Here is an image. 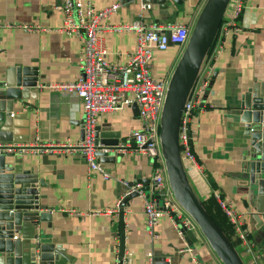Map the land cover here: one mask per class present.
Masks as SVG:
<instances>
[{"label": "crops", "instance_id": "obj_1", "mask_svg": "<svg viewBox=\"0 0 264 264\" xmlns=\"http://www.w3.org/2000/svg\"><path fill=\"white\" fill-rule=\"evenodd\" d=\"M95 9L119 3L117 11L101 20L103 26H118L141 19L147 25L161 27L179 23L191 30L206 0H81ZM61 0H0V80L12 66H36L47 83L38 92L30 91L27 105L15 102L12 116L21 128L29 130L27 142H11L18 147H35L46 143L69 146L81 141L84 111L74 93L50 88L58 82L74 81L81 73L82 43L58 29L62 25ZM141 3H149L142 9ZM243 8L236 21L238 31L215 35L210 54L216 53L209 80L214 76L206 98L200 95L190 119L191 148L195 166H185L188 180L201 201L221 200L230 204L242 225L251 233L259 264H264V231L257 228L248 195L243 192L246 181L241 177L242 137L229 114L237 106L241 93L253 83L264 81V0H242ZM230 10V9H229ZM36 26L27 30L23 26ZM99 43L110 63L124 65L135 48L137 34L133 30L105 29ZM171 45L155 51L150 76L167 83L183 53ZM206 63V62H205ZM204 63V64H205ZM203 64V65H204ZM138 112L133 105L99 117L96 125L119 133V145L109 150L117 154L111 162H99L109 173L104 179L98 171H90L79 154L66 152L24 153L10 151L24 169H31L45 186L40 200L50 207V226L39 221L36 227L28 222L16 226V241L22 242V264H50L27 258L29 247L40 241L59 245L63 255L51 264H118L119 233L124 235L122 264H220L200 231L178 234L179 224L172 215L160 218L148 228L143 210L144 198H152L151 158L138 152L130 138L139 127ZM62 146V147H63ZM60 148L62 151L64 148ZM11 159H7L8 162ZM20 168V166H17ZM150 180V189L129 200L123 211L120 202L126 191L123 182ZM139 188L143 184L135 183ZM161 206V201H159ZM44 232V233H43ZM39 233L37 238H32ZM43 233V234H42ZM191 235L190 242L185 235ZM246 264H249V258Z\"/></svg>", "mask_w": 264, "mask_h": 264}, {"label": "water", "instance_id": "obj_2", "mask_svg": "<svg viewBox=\"0 0 264 264\" xmlns=\"http://www.w3.org/2000/svg\"><path fill=\"white\" fill-rule=\"evenodd\" d=\"M171 1L182 4L191 0ZM229 2L230 0L205 1L168 81L160 116L159 138L168 184L177 203L195 222L221 264H245L194 192L186 174L178 142L184 104L197 81ZM42 78L36 66L19 65L5 70L4 78L0 80V264H22V242L14 239L16 226L24 221L33 227H36L39 221H46L47 226H50V207L40 202L45 198L39 193V188L45 186L44 181L33 173V170L24 169L20 160L14 158L12 152L7 151V144L29 140V130L26 127L21 128L12 113L17 100L22 105H27L25 101L27 93L38 92L40 88L49 86L39 81ZM213 79L214 76L203 92L204 99L209 93ZM132 105L138 112L136 104ZM229 114L237 124L242 137L243 155L240 171L242 179L246 181L243 192L248 195L255 213L253 218L257 223L256 227L262 226L264 231V81L247 87L241 93L237 106ZM83 139L82 123L81 140ZM94 140L107 149V152L96 153V162H111L117 157V154L111 155L108 151L118 147L120 142L118 132H111L96 125ZM7 159L11 160L6 162ZM135 183L143 185L123 198L119 205L121 212L129 200L140 193L147 195L146 192L150 189L148 179H137L128 185L132 187ZM155 198L159 200L157 196ZM38 234L34 233L32 238H37ZM185 239L190 242L189 235H185ZM63 252L59 245L40 241L35 247H29L27 258L30 262L37 258L51 264L62 256ZM123 258L124 235L120 229L118 264H122ZM159 264L167 263L162 260Z\"/></svg>", "mask_w": 264, "mask_h": 264}, {"label": "built area", "instance_id": "obj_3", "mask_svg": "<svg viewBox=\"0 0 264 264\" xmlns=\"http://www.w3.org/2000/svg\"><path fill=\"white\" fill-rule=\"evenodd\" d=\"M150 6L149 3H141L142 9H148ZM119 7V3H113L103 9H95L90 3L81 0H61L59 5L62 13V25L58 31L68 37H75L82 43L81 73L74 81L58 82L52 84L50 88L56 91L74 93L79 97L84 111V139L69 146H63L59 143H46L35 147L27 144L15 147L10 143L7 144V151L18 150L21 154L77 153L85 159L90 171H98L104 179H108L109 173L100 163L96 162V153L98 151L107 152V149L95 143L94 127L101 115L136 104L140 124L138 128L131 131L130 138L135 149L151 158L154 166L150 177L153 197L143 200L146 224L148 228L153 229L162 216L171 214L173 222L179 224L178 234L183 237L184 233H193L199 229L177 203L168 184L159 138L160 116L168 83L162 78L150 76L149 69L155 51H164L171 45H186L191 30L187 25L179 23L167 24L163 27L147 25L139 18L128 24L114 27L103 26L101 20L117 11ZM242 8V0H230L227 6V9H230L229 14L223 16L219 26L222 33L228 29L239 30L236 21ZM23 27L27 30L37 28L32 25H24ZM105 29L133 30L136 32L135 48L124 65L110 63L107 60L106 51L99 43V34ZM215 55L216 53L208 54L206 63L204 62L205 64L183 107L178 142L184 166H186V162L188 165L196 167L189 135L190 119L200 95L205 91L209 82L212 68L210 61L214 59ZM61 147L64 149L59 151ZM123 185L126 188L124 197L133 191H137L138 188L137 185L129 187L127 182H123ZM156 196L158 201H161V206H159ZM215 198L232 225L234 238L237 240L243 255L249 258V264H259L260 255L254 248L251 233L242 225L238 214L229 203L221 200L218 195H215Z\"/></svg>", "mask_w": 264, "mask_h": 264}, {"label": "trees", "instance_id": "obj_4", "mask_svg": "<svg viewBox=\"0 0 264 264\" xmlns=\"http://www.w3.org/2000/svg\"><path fill=\"white\" fill-rule=\"evenodd\" d=\"M209 53L210 52H208V54ZM186 174H187V172H186ZM202 202H203V205L206 208V210L210 213V215L214 218V220L218 223V225L224 231L226 236L229 238V240L231 241V243L233 244V246L235 247V249L237 250V252L241 256L242 260L246 264V258L243 255L241 248L238 245L237 240L234 238L233 227L229 223L228 219L226 218V216L224 215L222 210L220 209L217 201H215L214 199L213 200L208 199V200H204ZM189 237L191 238L190 234H189Z\"/></svg>", "mask_w": 264, "mask_h": 264}, {"label": "rangeland", "instance_id": "obj_5", "mask_svg": "<svg viewBox=\"0 0 264 264\" xmlns=\"http://www.w3.org/2000/svg\"><path fill=\"white\" fill-rule=\"evenodd\" d=\"M229 14V10L227 9L226 12H225V16H227ZM183 49V46L181 45V47L179 48V51ZM185 165L188 166V164L185 162Z\"/></svg>", "mask_w": 264, "mask_h": 264}]
</instances>
